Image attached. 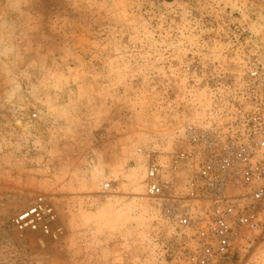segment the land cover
Masks as SVG:
<instances>
[{
  "label": "rangeland",
  "instance_id": "obj_1",
  "mask_svg": "<svg viewBox=\"0 0 264 264\" xmlns=\"http://www.w3.org/2000/svg\"><path fill=\"white\" fill-rule=\"evenodd\" d=\"M239 45L264 67L259 0H0V264H170L145 170L186 196L183 125L242 74ZM38 197L50 234L19 232Z\"/></svg>",
  "mask_w": 264,
  "mask_h": 264
},
{
  "label": "built area",
  "instance_id": "obj_2",
  "mask_svg": "<svg viewBox=\"0 0 264 264\" xmlns=\"http://www.w3.org/2000/svg\"><path fill=\"white\" fill-rule=\"evenodd\" d=\"M256 49L236 46L248 54L242 74L212 79V108L183 125L192 171L186 196L165 197L160 165L145 170L144 197L162 201L172 223L170 264H264V67ZM54 220L38 197L12 223L48 235Z\"/></svg>",
  "mask_w": 264,
  "mask_h": 264
}]
</instances>
